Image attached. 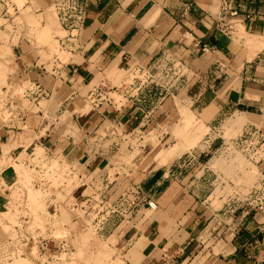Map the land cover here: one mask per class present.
Here are the masks:
<instances>
[{
	"label": "crops",
	"instance_id": "obj_1",
	"mask_svg": "<svg viewBox=\"0 0 264 264\" xmlns=\"http://www.w3.org/2000/svg\"><path fill=\"white\" fill-rule=\"evenodd\" d=\"M184 1L190 2V8L180 16ZM240 1L243 14L249 13V17H244L238 32L253 38L247 44L245 36L238 37L237 28L235 37L239 41L217 25L218 0L92 2L78 37H57L69 53L64 60L56 54L42 58L40 47L46 46L20 35L12 45L14 83L18 88L26 83L22 90L26 95L15 94L13 88L7 95H14L13 101L20 110L24 109V115L11 113L0 117V211L8 203L7 187L15 178L12 161L17 162L23 154H34L36 147L46 154L71 153L70 159H76L82 170L98 161L101 165L100 158H81L83 142L64 133L68 123L78 129L80 136L104 120L117 121L124 130L136 127L146 118V128L156 120L160 123L168 114L167 102L172 105L174 101L176 89L171 86H151L143 91L129 87L132 97L119 103L98 95L117 86L114 79L120 78L121 83L129 77L121 78L122 70L134 65L147 66L165 50L172 51L187 65L178 93L183 89L194 108L206 109L207 133L214 132L217 119L235 110L246 117L242 127L251 124L264 132V0ZM37 11L31 8L33 19L32 14ZM34 20L39 24V20ZM29 26L25 23L14 27L27 31ZM195 38L215 45L217 50L195 51ZM36 84L46 90L43 99L32 92ZM23 99L27 105H23ZM81 101L82 108L85 102L89 107L67 110ZM217 137L214 134L203 140L197 158L192 159L183 151L158 165L148 161L150 145L142 143L143 139L137 143L138 150L143 144L141 149L147 151L140 161H132V170L126 177L139 181L157 207H139L130 219L117 218L103 226L100 234L105 235L109 246L115 247L121 260L125 258L130 264H264V216L253 212L244 217L229 216L222 212L225 202L214 208L209 201L214 172L205 165L203 157L219 147ZM170 152L173 150L160 149L155 159L161 161ZM257 167L264 173V160ZM232 205L233 202H227L226 207ZM71 222L73 234L83 227L73 217ZM50 253L39 252L47 258ZM78 263L87 264L83 260Z\"/></svg>",
	"mask_w": 264,
	"mask_h": 264
},
{
	"label": "rangeland",
	"instance_id": "obj_2",
	"mask_svg": "<svg viewBox=\"0 0 264 264\" xmlns=\"http://www.w3.org/2000/svg\"><path fill=\"white\" fill-rule=\"evenodd\" d=\"M31 8L38 9V11L33 12L32 15L34 19L39 20V24H36L29 19V17H31ZM24 9L29 11V17L27 19L22 17V11ZM34 13L37 14L34 15ZM44 16H50L53 20L51 25L44 23ZM25 23L30 25V30L22 31L19 29L20 24ZM15 25L19 28L14 27ZM237 25L241 26L239 20H235L233 22V29L231 32L232 37H235L236 28L237 31L239 30ZM59 29L61 28L58 25L55 10L53 8V0H28V2L27 0H0V48L3 47V52L0 53V64L3 63L2 65L5 71L4 80H2L4 82L3 84H1L2 81L0 83V107L5 101L4 92L6 89L8 90L13 88L15 94L19 95L21 94L23 87L26 85L25 83L24 86L18 88L19 85L14 83L16 68L14 67L13 61V43L16 42L20 35H24L29 39L34 38L36 43L46 46V48L43 47L44 49L40 47L39 52L42 58L56 54L64 60L69 56V53L68 51L65 52L64 47L60 46L57 41V37L64 36L66 32L64 33ZM242 36H245L246 44L253 41L251 36H246L244 34L240 35V33L238 34V37L241 38ZM240 38L236 39L239 41ZM253 46L255 47V44H253ZM131 69L132 66H130L126 71L122 70L121 76H119L121 78L125 75L131 76ZM119 80L120 78L114 79L113 83L118 86L120 84ZM125 80L129 81L131 79L126 78ZM182 82H179V79L176 80V82L170 81V86L176 89L174 95L172 96L174 99L173 104L170 105L167 102L170 106V108H168V114L163 117L160 123L158 122L159 120L152 123L149 128L146 129V133L143 136L142 143L146 142L147 146L150 145L149 147L152 148L148 158V161L151 160L152 164H155L154 162L156 161V164L158 165L166 162L172 155L179 154L183 151L187 152L190 149L200 148L207 135H210L211 138L215 134L218 136L217 139H220V144L223 138L226 142H228V144H230V138L237 136L244 127V125L242 127V124L245 120H234L235 113L239 112L242 114V112L235 110L231 114H226L222 118L217 119V122L214 123V126L216 127L214 132L207 133L209 127L205 123V120L207 119L206 109L197 110L194 108L191 101L186 99V94L183 89L178 93V88L181 86ZM105 89L106 87L104 90ZM113 89V87L108 88V96L111 99L113 98V100L117 103L120 101L123 102L125 100L124 95L119 92H113ZM119 94H122L124 98H122V95L120 96ZM92 97L95 96L93 95ZM22 103L23 105L28 104L25 99L22 100ZM82 104V101L80 103L74 102V105H71L68 109L83 110L89 107V105L85 102L82 108ZM185 108L188 109L187 112L184 110ZM4 114L5 112L0 113V117ZM64 118L65 117L63 115V119ZM64 133L71 135L76 140L80 138L78 129L74 125H70V123H68L65 127ZM99 134H103V131H100ZM126 135V141L124 140L123 143H121L118 151L115 152L116 150L114 149L109 150L108 154L105 155L106 158L102 159L101 166L106 160H109L112 163V165L107 164L104 168L111 178L122 177L128 174L130 170H132V161L137 163L140 161L141 157L146 154L147 150L141 152L140 149L138 150L137 148V143L140 141L131 139L128 134ZM224 146L225 145L221 146L218 150L212 149L203 157V162H206V165L214 171L212 179H215L211 184L212 191L208 195L209 201L214 208H219L220 205L228 198L235 199L242 196V194L248 191L249 187L254 184L260 175L257 164L247 161L238 150L232 147L228 148ZM171 147L174 148L171 149ZM160 149H170L171 151L173 150V152H170V154L161 161L156 160L157 158L155 159V155ZM34 153H39L41 158L38 154L35 155L34 159L32 156L23 157V154L19 157L17 162L14 163L12 161L11 163L13 167L15 165V168L18 169H15V178H13L12 182H8V203L4 208H2V211H0V215L2 217L4 216L3 218L0 217V264H59L60 262L61 264H79L78 262L82 260L87 264H118L120 262V256L118 253H115L116 249L112 244H110V246L107 244L105 235L102 236L100 233H95L90 227H82L81 229L75 231L74 234L71 230V228H73L71 221L74 213L69 208V202L72 198V189H74L82 180L75 172L82 171L81 169L83 166L80 165L76 159H70L69 155H71V153L67 156L59 154L60 152H55L54 155L46 154L43 152L41 147H36L34 149ZM26 159L32 165L38 166L37 169L32 165H27L24 162ZM53 161L56 165H48ZM16 163L19 167H16ZM21 167L28 174H20L18 170ZM91 168L92 167L89 169ZM66 169L69 170L70 174L64 173ZM248 170L249 174H247ZM229 173L231 176H229ZM24 178L27 181H24ZM38 181H47L46 184L51 182L53 186H57L53 190L55 194L53 197L55 198L54 201H58V211L51 210L50 206H46L45 196L51 192L42 190L41 187L33 185ZM73 186L75 187L73 188ZM27 188H35L38 191H36L37 197L35 202L39 201L35 203L36 205H34V207H37L34 212L30 210L29 201L33 202V200L28 199L29 190ZM66 188L67 192L65 191ZM239 211L240 208L238 207V209L235 210L234 215L238 216ZM35 212L36 215L42 217L40 223L33 221L36 217L34 214ZM33 222L36 224L34 225ZM58 228H61V231L63 230L64 233ZM53 230H55V233ZM224 232L225 231H222L221 233ZM65 233L68 235L65 236ZM30 234L34 236L33 239L30 237ZM39 234L45 238H49L50 241L52 240L53 242L59 241L62 237L66 238L69 244L73 246L74 250L69 251L68 254L56 252L58 254H50L47 258L46 256L39 254L41 249L39 248V238L36 237ZM80 234H84L88 237L87 242L83 243V239L81 240L79 238ZM21 237L24 239H20ZM84 250L85 253L83 254ZM14 256H16L17 259H15ZM24 256L26 258H21ZM55 256H58L59 260H55ZM26 259H28V262H26ZM69 261L71 262L69 263Z\"/></svg>",
	"mask_w": 264,
	"mask_h": 264
},
{
	"label": "built area",
	"instance_id": "obj_3",
	"mask_svg": "<svg viewBox=\"0 0 264 264\" xmlns=\"http://www.w3.org/2000/svg\"><path fill=\"white\" fill-rule=\"evenodd\" d=\"M99 0H53V8L55 10L57 21L60 27L65 30L64 36L78 37L80 31L84 26L85 16L88 6L92 2H98ZM219 11L217 25L227 34H231L233 29V22L239 20L242 23L244 17L248 18L249 13L243 14L241 8L244 6L240 0H218ZM190 8V2L184 1L180 6V16L185 15ZM188 34V32L186 31ZM194 50L202 53H210L217 50L215 45L201 41L199 38L194 39ZM61 45L63 43L61 42ZM218 64V60H216ZM188 70L187 65L172 51L165 50L157 54L151 64L147 66L134 65L130 70L131 76L127 79L129 81H122L118 86H113V91L122 93L124 97H132L129 87H134L136 90L143 91L149 89L151 86H158L160 88L170 86V81L182 82L183 77ZM11 89V88H10ZM10 89H6L4 92V105L0 107V113L5 112L4 116H9L11 113L14 115H24V109L20 110L19 106L13 101L14 95L8 94ZM166 89V88H165ZM13 91V90H12ZM34 96H46V90L40 85L36 84L33 88ZM102 93L98 97L111 100L108 96V91H101ZM21 96L24 97L26 93L21 91ZM121 94V95H122ZM145 116V115H144ZM146 118V117H145ZM148 120H142L141 124L133 127L129 130H124L121 124L114 120H104L91 132H83L80 136V140L83 142V148L81 150L82 157L87 158L93 156V158H106L109 150L118 151L121 143L126 141V134L131 139L140 141L143 139L146 133ZM103 131V134H99ZM72 139V137H71ZM210 135H207L205 140H209ZM231 140L226 142L222 139L221 146L232 147L238 150L249 162H253L258 165L261 160H264V132L259 130L256 126L247 124L243 127L241 132L230 138ZM140 151L143 152V144L139 145ZM199 148L190 149L186 152V156L190 158H197L199 156ZM33 152L30 156L33 157ZM54 155V154H52ZM24 162L27 165H32L26 160ZM206 165V162H204ZM112 165L109 160L101 166L98 164L88 169L85 165V169L75 172L77 176L82 179L79 184L72 190L69 202V208L74 213L73 220L80 221L83 227H90L95 233H101L103 226L108 224L109 221H114L117 218L130 219L139 207L145 206L149 209H155L157 203L151 196L142 189L140 182L132 179H128L126 175L122 177L111 178L106 170L105 165ZM37 169L38 166L32 165ZM208 166V165H206ZM210 168V167H208ZM211 169V168H210ZM73 170V169H72ZM214 172V171H213ZM65 174H70L66 169ZM260 175L254 184L249 187L248 191L235 199H227L222 205V212L229 216H234V212L238 207L240 208L239 215L244 217L250 212L259 213L264 216V173L259 170ZM215 179V178H214ZM35 182L36 186L42 188V190L50 191L45 196L46 206L51 210L58 211V201H54V188L51 182ZM212 191V190H211ZM52 197V198H51ZM227 202H233L234 205L226 207ZM53 208V209H52ZM228 226V223H226ZM228 228V227H227ZM233 231V229L231 230ZM69 233V232H68ZM68 234L65 233V236ZM26 236V235H24ZM30 237L33 236L30 234ZM39 241V248L41 251H50V254L65 251H70V245L66 238H61L57 242L50 241L49 238H45L42 235L36 236ZM20 239H24L21 237ZM51 245V247H50ZM49 254V255H50ZM118 264H130L127 259L123 258Z\"/></svg>",
	"mask_w": 264,
	"mask_h": 264
},
{
	"label": "bare ground",
	"instance_id": "obj_4",
	"mask_svg": "<svg viewBox=\"0 0 264 264\" xmlns=\"http://www.w3.org/2000/svg\"><path fill=\"white\" fill-rule=\"evenodd\" d=\"M46 13V12H45ZM22 17H24V18H28L29 17V11H27V10H23L22 11ZM25 19V20H26ZM29 19L30 20H32L34 23H36V24H38L33 18H31V17H29ZM30 20H29V22H30ZM52 19L50 18V16H45V23L47 24V25H51V23H52ZM237 26H240V25H237ZM60 30V29H59ZM237 31V30H236ZM237 33H240V35L243 33L242 31H237ZM44 34V33H43ZM249 38V37H248ZM3 48V47H2ZM2 48H0V53H2L3 52V50H2ZM3 63H1L0 64V83H1V81L2 80H4V76H5V71H4V67H3V65H2ZM5 66V65H4ZM7 71V70H6ZM3 82L4 81H2V83L1 84H3ZM8 86V85H7ZM76 105V104H75ZM70 107V106H69ZM76 108V107H75ZM184 108V107H183ZM71 109V108H70ZM69 110V109H68ZM183 110V109H182ZM186 112H187V110L188 109H184ZM185 113V112H184ZM188 116V115H187ZM65 117H66V115H65ZM234 120H238V121H244V120H246V118L244 117V115H242L241 113H235L234 114ZM170 148V147H169ZM126 149V148H125ZM167 151V150H166ZM124 152V151H123ZM164 152V151H163ZM128 153V152H127ZM38 154V156L40 157L41 155H39V153H37ZM36 153H34V156H33V159H34V157H35V155H37ZM163 154V153H162ZM163 157H164V155H163ZM30 158H32V157H30ZM41 158V157H40ZM36 159H38V158H36ZM241 159V158H240ZM56 165L55 164V162L53 161V162H51V163H49L48 165ZM57 164H58V162H57ZM20 165V164H19ZM47 165V166H48ZM18 165H17V163H16V167H17ZM254 166V165H253ZM19 167V166H18ZM228 168V167H227ZM13 169H14V171H15V173H16V170L15 169H18V168H15V165H14V167H13ZM231 170V169H230ZM233 170V169H232ZM237 170V169H236ZM19 173L20 174H28L27 172H25V170L21 167V168H19ZM17 171V172H18ZM233 172V171H232ZM14 173V174H15ZM227 173V172H226ZM230 174V173H229ZM247 174H249V170H248V173ZM233 175V174H232ZM229 176H231V174L229 175ZM18 177V176H17ZM236 178V177H235ZM247 178V177H246ZM23 179V178H22ZM16 180V179H15ZM26 179L24 178V181H25ZM27 181V180H26ZM234 181V180H233ZM68 182V181H67ZM225 182V181H224ZM248 182V181H247ZM70 188V187H69ZM28 189V188H27ZM64 189V188H63ZM219 189V188H218ZM28 190H29V192H28ZM27 190V192L29 193V198L28 199H30V200H33V202L32 201H29V205H30V210L32 211V212H34L35 211V208H37V207H34V205H36L35 203H37V202H35L36 200V197H37V190L34 188V189H31V188H29ZM73 190V189H72ZM37 191V192H36ZM66 192H67V188H66V190H65ZM43 192V191H42ZM27 193V194H28ZM218 193V192H217ZM38 195H39V193H38ZM216 196V195H215ZM40 197V196H39ZM26 198V197H25ZM60 198V197H59ZM18 200V199H17ZM20 200V199H19ZM12 201V200H11ZM16 202V201H15ZM17 203V202H16ZM28 203V202H27ZM31 206H32V208H31ZM15 207H16V205H15ZM41 207H43V206H41ZM151 210H153V209H151ZM9 211V210H8ZM5 212H6V210H5ZM12 212V211H11ZM1 213V212H0ZM39 213H40V211H39ZM42 213V212H41ZM6 214V213H5ZM20 214V213H19ZM28 214V213H27ZM35 215H36V212L34 213ZM30 215V214H29ZM32 215V214H31ZM6 216V215H5ZM0 217H2L1 215H0ZM4 217V216H3ZM2 217V218H3ZM32 217V216H31ZM33 217H35V216H33ZM6 218V217H5ZM42 217H40L39 215H36V217L33 219V221L34 222H37V223H40V220H42L41 219ZM11 219V218H10ZM47 220V219H46ZM11 221V220H10ZM14 222V221H13ZM33 222V223H34ZM16 223V222H15ZM36 223H34V225H35ZM3 225H5V224H3ZM8 226V225H7ZM2 227H4V226H2ZM57 229V228H56ZM59 229V228H58ZM60 231H61V228L59 229ZM58 230V231H59ZM57 231V232H58ZM53 232L55 233V230H53ZM61 232H63V230L61 231ZM64 233V232H63ZM57 234V233H56ZM62 235V234H61ZM56 236V235H55ZM34 237V236H33ZM79 238L82 240L83 239V243H85V242H87V240H88V237H86V235H84V234H80L79 235ZM33 239V238H32ZM17 242V241H16ZM25 243V242H24ZM20 245V244H19ZM29 246V245H28ZM17 247L19 248V246L17 245ZM32 247V246H31ZM80 248V247H79ZM42 250V249H41ZM80 251V250H79ZM78 251V252H79ZM105 251V250H104ZM64 253V252H63ZM15 257V259H17V257L16 256H14ZM21 258H26L25 256L24 257H21ZM29 259V258H28ZM28 259H26V262H28ZM111 260V259H110ZM24 261V260H23ZM25 262V261H24ZM71 261H69V263H70Z\"/></svg>",
	"mask_w": 264,
	"mask_h": 264
}]
</instances>
